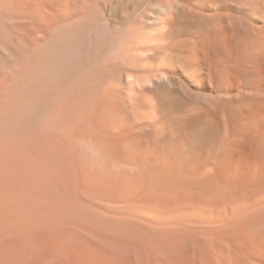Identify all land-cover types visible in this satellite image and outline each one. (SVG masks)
<instances>
[{
  "label": "bare ground",
  "instance_id": "bare-ground-1",
  "mask_svg": "<svg viewBox=\"0 0 264 264\" xmlns=\"http://www.w3.org/2000/svg\"><path fill=\"white\" fill-rule=\"evenodd\" d=\"M0 264H264V0H0Z\"/></svg>",
  "mask_w": 264,
  "mask_h": 264
}]
</instances>
